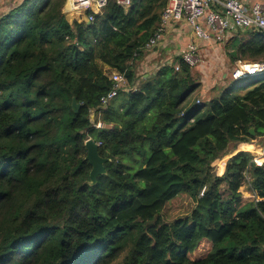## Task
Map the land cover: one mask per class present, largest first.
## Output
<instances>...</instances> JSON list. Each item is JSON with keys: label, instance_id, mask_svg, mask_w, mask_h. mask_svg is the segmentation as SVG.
Instances as JSON below:
<instances>
[{"label": "trees", "instance_id": "1", "mask_svg": "<svg viewBox=\"0 0 264 264\" xmlns=\"http://www.w3.org/2000/svg\"><path fill=\"white\" fill-rule=\"evenodd\" d=\"M65 2L0 12V264H264V157L215 167L264 136V77L207 91L180 55L138 74L167 0H110L90 22ZM220 45L231 71L264 60L258 29ZM112 71L126 85L102 108ZM87 138L108 159L94 184ZM179 195L192 208L165 214Z\"/></svg>", "mask_w": 264, "mask_h": 264}, {"label": "built area", "instance_id": "2", "mask_svg": "<svg viewBox=\"0 0 264 264\" xmlns=\"http://www.w3.org/2000/svg\"><path fill=\"white\" fill-rule=\"evenodd\" d=\"M109 1L66 0V3L69 9L77 12L78 16L84 15L83 20L90 22L94 19V14L101 12ZM114 1L124 8L131 5V0ZM172 21L187 23L197 40L222 43L237 30L255 28L264 33V0H255L251 4L247 0H167L161 10L158 25L142 50L154 49L164 41ZM181 57L188 65H196L199 60L197 42H190ZM230 76L233 80L264 77V60L236 61ZM109 78L112 87L99 99L102 108H105L126 85L124 75L119 72L112 71ZM104 126L100 119L93 125L94 128Z\"/></svg>", "mask_w": 264, "mask_h": 264}, {"label": "rangeland", "instance_id": "3", "mask_svg": "<svg viewBox=\"0 0 264 264\" xmlns=\"http://www.w3.org/2000/svg\"><path fill=\"white\" fill-rule=\"evenodd\" d=\"M20 0H0V12L6 10L8 7L12 6L16 3H18ZM23 1V0H21ZM63 13L65 15V18L69 21H78V22H83L84 15L78 16V13L69 9L68 3L65 2V5L63 7ZM77 17H79L77 19ZM172 35V34H171ZM171 35H166L165 39L166 42L168 43V40L172 38ZM177 38V39H176ZM225 42H222L224 44ZM167 48L169 49L168 51H162V56L161 59L164 62L165 58H172V61H175L178 56V51L180 48L183 46L180 39L175 36L173 41H169ZM201 50L203 48L199 47L198 50V57L199 60L196 63V65L193 66V71L197 74L198 80H202L201 85L206 86V87H225L228 82H233L234 85H240L242 82L248 79H242V80H237V81H232L230 79V71L232 69L231 66L227 64V58L226 55L224 54V50L222 49V46L220 45L219 47H216L212 49L211 55L204 54ZM143 53L145 54L149 53L145 50H142ZM137 63V73L141 74L143 71H145L148 66L141 65L140 62L135 61ZM162 62H158L160 64ZM235 66V65H234ZM224 75V76H223ZM240 86H235L234 89H239ZM200 99V98H199ZM110 127V125H108ZM228 153L224 154L221 158L217 159L215 162V167L216 168H222L225 164V161L227 158L235 154L237 151H250L253 160L257 163L260 164L263 160L261 158L264 157V136L262 138H256L254 140H251L250 143L246 145H240L238 147H235L233 149L232 146L228 148ZM247 183H244L240 187V191L242 193L243 197H246L248 199H251L253 197L248 191H247ZM193 206V203L191 199L187 195H179L177 198L172 200L170 203L167 204L164 213L167 215H173V214H179V213H185L188 212Z\"/></svg>", "mask_w": 264, "mask_h": 264}, {"label": "crops", "instance_id": "4", "mask_svg": "<svg viewBox=\"0 0 264 264\" xmlns=\"http://www.w3.org/2000/svg\"><path fill=\"white\" fill-rule=\"evenodd\" d=\"M253 1H255V0H247V2L249 4H251ZM167 34L168 35L172 34L171 35L172 38L168 40V43H169V41H173L175 36H177L180 39L183 46L178 51V56L182 55V52L186 49L187 45L192 41L197 42L198 50H199V47L201 45V47L203 48V50H201V51L204 54L207 53V55H211L212 49L220 46V43L210 42V41H201V40L195 39V37L193 36V33L191 31V27L185 22L184 23L183 22H174V21L170 22ZM168 43L166 42V39H164V41H161L159 43V45L157 47H155L154 49L145 50L149 53L145 54V52H144L143 60L140 61V64L144 65V66L149 64V66L152 67V71L155 70L158 67V65L163 64V60L161 59V57H159V55L162 56V51H164V50L168 51L169 50L167 48L168 45H166ZM171 61H172V58H170V56H168V58L164 59L165 63L166 62L170 63ZM158 62H162V63L158 64ZM144 76H146V73L144 74ZM203 88H205V89H207V91H209L212 87H203Z\"/></svg>", "mask_w": 264, "mask_h": 264}, {"label": "water", "instance_id": "5", "mask_svg": "<svg viewBox=\"0 0 264 264\" xmlns=\"http://www.w3.org/2000/svg\"><path fill=\"white\" fill-rule=\"evenodd\" d=\"M89 22V21H88ZM71 106L74 110L78 108V104L76 103L75 99H72ZM248 131L253 134L254 129L250 127ZM85 148H86V155L85 159L91 165V169L89 172L90 184H94L96 182V177L100 174L105 173L104 163L108 160L99 155L98 153V145L92 138H87L85 140Z\"/></svg>", "mask_w": 264, "mask_h": 264}, {"label": "clouds", "instance_id": "6", "mask_svg": "<svg viewBox=\"0 0 264 264\" xmlns=\"http://www.w3.org/2000/svg\"><path fill=\"white\" fill-rule=\"evenodd\" d=\"M235 81H237V80H235Z\"/></svg>", "mask_w": 264, "mask_h": 264}]
</instances>
